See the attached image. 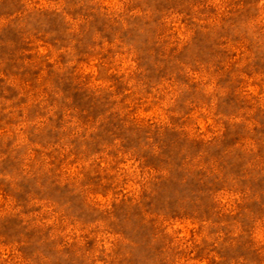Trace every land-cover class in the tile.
Masks as SVG:
<instances>
[{"label":"rangeland","instance_id":"374dc122","mask_svg":"<svg viewBox=\"0 0 264 264\" xmlns=\"http://www.w3.org/2000/svg\"><path fill=\"white\" fill-rule=\"evenodd\" d=\"M259 0H0V264H264Z\"/></svg>","mask_w":264,"mask_h":264},{"label":"clouds","instance_id":"9594fccd","mask_svg":"<svg viewBox=\"0 0 264 264\" xmlns=\"http://www.w3.org/2000/svg\"><path fill=\"white\" fill-rule=\"evenodd\" d=\"M259 6L261 7V15L264 16V0H259Z\"/></svg>","mask_w":264,"mask_h":264}]
</instances>
